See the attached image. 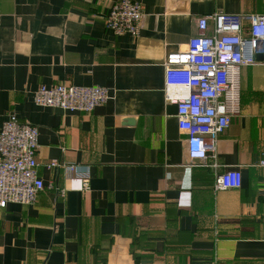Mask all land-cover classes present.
<instances>
[{"label":"crops","instance_id":"obj_1","mask_svg":"<svg viewBox=\"0 0 264 264\" xmlns=\"http://www.w3.org/2000/svg\"><path fill=\"white\" fill-rule=\"evenodd\" d=\"M116 1L0 0V130L10 114L39 127V175L57 188L0 207V264H264V54L240 71L218 167L190 158L164 66L198 17L264 13V0H136L138 35L106 24ZM56 84L111 98L91 112L38 105ZM53 160L88 168L90 188ZM228 169L242 186L216 190Z\"/></svg>","mask_w":264,"mask_h":264},{"label":"built area","instance_id":"obj_2","mask_svg":"<svg viewBox=\"0 0 264 264\" xmlns=\"http://www.w3.org/2000/svg\"><path fill=\"white\" fill-rule=\"evenodd\" d=\"M143 5L136 0H118L105 16L117 34L138 35ZM249 25L245 29V25ZM264 54V13L216 12L197 19V33L187 47L169 52L164 63L166 99L177 104L180 129L187 135L191 159L201 166H219L218 141L241 109L240 71ZM111 98L108 88L98 85H41L35 95L38 105L66 111L91 112ZM39 127L10 114L0 130V207L9 203L31 204L43 190H57L39 175L36 154ZM264 164V161H262ZM63 167L90 188L86 167L53 160L48 167ZM242 173L228 169L217 174L216 190L239 188ZM62 195L65 189H60ZM214 264H217L215 262Z\"/></svg>","mask_w":264,"mask_h":264},{"label":"water","instance_id":"obj_3","mask_svg":"<svg viewBox=\"0 0 264 264\" xmlns=\"http://www.w3.org/2000/svg\"><path fill=\"white\" fill-rule=\"evenodd\" d=\"M259 56H262V54H261V55H258L257 58H258Z\"/></svg>","mask_w":264,"mask_h":264}]
</instances>
